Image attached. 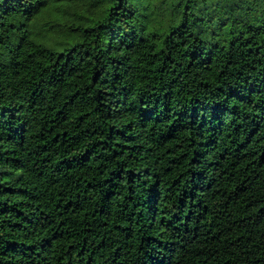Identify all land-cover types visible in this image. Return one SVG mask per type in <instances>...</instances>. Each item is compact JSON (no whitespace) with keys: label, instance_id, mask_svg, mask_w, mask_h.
<instances>
[{"label":"trees","instance_id":"16d2710c","mask_svg":"<svg viewBox=\"0 0 264 264\" xmlns=\"http://www.w3.org/2000/svg\"><path fill=\"white\" fill-rule=\"evenodd\" d=\"M0 264H264V0H0Z\"/></svg>","mask_w":264,"mask_h":264}]
</instances>
